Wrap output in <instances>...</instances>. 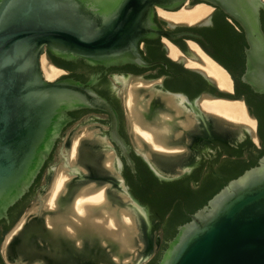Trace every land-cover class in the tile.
Listing matches in <instances>:
<instances>
[{"label": "water", "instance_id": "obj_1", "mask_svg": "<svg viewBox=\"0 0 264 264\" xmlns=\"http://www.w3.org/2000/svg\"><path fill=\"white\" fill-rule=\"evenodd\" d=\"M201 1L219 8L241 26L247 42L246 68L241 80L255 93L264 95V25L260 18L264 0ZM189 2L0 0V218L29 189L63 128L70 122L69 112L90 109L106 113L109 134L105 135L101 130L99 140H86L83 145L97 143L101 144L100 153L113 151L115 170L108 173L114 180L120 175L121 156L107 141L119 148L132 171L136 172L130 146L119 133L118 112L111 102L90 84L73 77L47 80L41 67L42 56L49 53L64 61L81 59L94 65L131 63L152 67L154 63L144 59L140 44L163 34L176 37L159 29L155 22L158 8L177 11L189 7ZM187 56L206 65L195 52H189ZM185 62H188L186 58ZM197 70L210 83H216L202 70ZM218 88L215 95H203L202 99L241 100L231 97L234 86L231 91ZM177 100L182 105L185 102L182 96ZM196 112L200 118L212 120L214 126L227 134H237L233 144L252 135L243 124L241 131L228 130L213 121L223 118L200 109ZM144 147L149 155L138 151L159 179L167 181L188 174V171L167 173L155 158L173 157L174 154ZM56 148L46 171L53 165ZM101 158L105 161V154ZM123 184L126 186L125 181ZM122 193L128 197L127 206L135 213L140 227L144 222L141 216L144 211L139 201L126 187ZM144 217L148 221L146 213ZM158 264H264V156L256 166L229 181L204 207L190 216L189 222L178 228Z\"/></svg>", "mask_w": 264, "mask_h": 264}, {"label": "flooded vegetation", "instance_id": "obj_2", "mask_svg": "<svg viewBox=\"0 0 264 264\" xmlns=\"http://www.w3.org/2000/svg\"><path fill=\"white\" fill-rule=\"evenodd\" d=\"M199 3H202V1L190 0L189 7L196 6ZM260 14L263 24V9H261ZM155 22L160 30L176 37L170 38L163 34L157 38L145 39L140 44L144 59L148 63H154L152 67L138 66L131 63L120 66L94 65L81 59L76 61L61 59H59L61 61H54L48 53L53 64L63 70H70L69 62H84L87 66L79 73V75H83V78L76 80L90 84L98 93L103 92L117 110L120 120L119 133L130 146V156L136 172L132 171L126 159L121 155L119 148L114 143L107 141V144L114 146L121 156L120 175L114 180L112 175L108 173L110 170L105 167L103 158H101L104 153L98 155V152H95L99 151L101 144H84L82 158L77 160L74 163L75 165H71L65 160L64 168L66 172L70 173L74 167L79 170V173L71 175L67 180L65 190L60 193L58 198L57 207L50 209L47 206H40L35 212L27 215V218L31 219L30 222L20 225L18 228L16 227L17 230L13 233L11 240H14V237L22 229H25V235L22 237V234H19V237L15 238L14 247L11 254H9L11 258L18 256V253L22 252L23 246L28 245L32 249L41 247L44 252L43 258L47 264H102V262L110 259L113 260L110 249L112 250L114 245H103L102 236L97 233L96 236L95 232L87 228L78 229L79 231H76L75 235L67 234L63 229L65 225H68L67 222L71 223L68 226L74 225V219L70 215L72 213L71 208L82 188L94 186L93 188L97 190L105 186L108 202L112 207L115 204H118L119 208L121 206L128 207L129 203L127 202H129V199L127 201L123 199L122 189L124 187L139 201L140 207L144 211V214H141L144 222L138 227L141 229L139 235L145 243L146 249L140 255V258L136 259V263L140 260L139 264H158L169 242L178 232L174 236L171 234L173 219L175 213H177L175 206L178 204V198L180 199V205H183V212L191 216L192 213L184 207L186 201L183 194L187 190L196 192L203 189L207 192L208 189H213L224 181L227 161L236 159L235 156H232V150L247 138L252 140L251 136H247L243 141L233 144L237 134H227L214 126L212 120L198 116L197 109L205 111L200 103L203 95H215L219 88L216 83H210L196 68L186 64V56L189 55V52L194 53L190 42L198 44L201 49H204L230 73L233 79L232 85L234 86V95L231 97L241 99L246 103L248 113L256 120L257 126L255 131L259 144L253 140L252 144L257 149L263 147L264 141L260 135V129L264 130V95L255 93L241 80L246 68L245 49L247 47L245 34L241 26L222 10L213 6L212 11L207 16L193 23L168 20L160 16L158 12ZM167 41L175 44L181 50V59L171 56ZM133 77L144 84L139 86L138 89L139 93H143V96L138 94L141 98L148 100L152 95L150 99L151 109H154L155 106H162L163 97H172L175 100L178 99V96L185 98L184 104L179 105L181 109L180 116H177L174 113L175 110H172L175 127L169 140L171 146L177 147L176 150L178 148L181 150H174L175 152L157 150V152L171 153L174 156L164 157L163 159L166 161L163 163L156 161L167 173L174 174L188 171L187 175L167 181L159 179L152 173L142 155L138 154L131 145L129 129L124 116L122 94ZM135 91L137 92V90ZM198 99L200 100L196 103ZM162 108H164V105ZM165 109L170 108L165 107ZM81 110L79 114L82 115L79 119L91 115L92 120H100L105 124L101 130L105 135L109 134V117L106 113L90 109ZM68 117L70 122L63 128L58 140L61 139L66 127L75 122L71 115H68ZM188 118H195L196 121L192 126L184 128L180 121L188 120ZM176 133L179 135L177 136ZM58 140L27 192L15 203L22 201L21 204L19 203L11 210L15 206L14 204L0 218V264H7L1 250V242L5 236L15 226H18L17 223L24 215L25 210L35 199L43 203V198L39 194L47 192V185L53 170L50 169L46 173V169L52 161ZM134 157H138L139 160ZM183 179H186L185 184L179 185L177 182ZM154 180L155 182H153ZM124 181L126 186L123 184ZM50 193L48 192V196ZM172 202L173 206L170 205ZM160 210L168 211L163 217ZM145 213L148 221L145 220ZM49 216L53 218L59 216L60 221L53 222L52 226H49L46 220ZM61 221L64 224L66 223L63 227ZM180 226L177 225L175 228L178 230ZM107 247L110 249H107ZM102 251L106 252L105 255H101ZM17 263L20 264L21 262L17 260Z\"/></svg>", "mask_w": 264, "mask_h": 264}, {"label": "bare ground", "instance_id": "obj_3", "mask_svg": "<svg viewBox=\"0 0 264 264\" xmlns=\"http://www.w3.org/2000/svg\"><path fill=\"white\" fill-rule=\"evenodd\" d=\"M210 9H212V6L205 3H199L190 8H186L184 6L177 11H168L158 8V14L168 20L193 23L207 16ZM167 42L170 46L171 56L178 59L182 58L181 50L170 41ZM190 44L194 52L204 61L206 65L186 57L188 61L187 65L200 69L206 75L212 77L221 89L231 91L233 82L226 69L209 56L203 49H201L198 44L195 42H190ZM43 57L44 56H42L41 59L42 61ZM43 69L45 73L44 76L47 80H54L65 72L56 65H50L48 68L44 65ZM151 97L152 95L148 100H145L144 98L139 97L135 90L131 94L132 101L130 103L129 117L134 125V129L136 131L135 133L137 134L135 137L137 136L136 138L140 144V149L142 150L144 146H148L153 151H174L177 147L171 146L169 144V140L175 127L173 115L174 113H181V109L179 108L181 103L172 97H163L162 103L164 108H162V105L160 107L155 106L154 109H151ZM165 107L170 109H165ZM202 108L205 111L213 113L224 119L245 124L248 127V130H251L252 132L256 129V120L248 113L247 107L242 100H226L206 97L202 100ZM172 110H175V112L173 113ZM195 121V118H190L180 122L184 128H187L192 126ZM139 133L142 134L139 136ZM92 135L93 134H89L88 137H91ZM77 142L79 141L77 140ZM74 145L72 155L75 157L78 145L77 143ZM144 154L149 155L148 152ZM113 157L114 155L109 153L104 161L105 167L110 171L115 170ZM74 163L75 162L71 165H75ZM76 173H79V170L73 167L70 173L66 172V176L70 178L71 175ZM54 185V192H52L53 194L51 193L52 199L48 202L49 207L57 206V195L59 192H62L66 185L64 175L60 176ZM93 187L80 191L76 196L73 207L71 208L72 213L70 214L72 216L71 218L74 219V225L68 226L71 224L70 222H67L68 225H65L66 223L64 224L61 221L63 223L62 227L65 225L63 228L64 231H66L67 234L69 233L70 235H75L76 231L87 228L88 230L95 232L96 236L98 234L103 237V245L118 246L119 250L121 249L126 251V249L133 246L134 238L137 237L139 233L135 213L132 209L117 208V205H115L116 207H112L108 202L105 186L102 187V189H98V191H95ZM123 199L127 201L128 197L124 195ZM46 220L50 226L53 222H59L60 217L57 216L52 218L49 216ZM116 259L119 258L116 257Z\"/></svg>", "mask_w": 264, "mask_h": 264}, {"label": "rangeland", "instance_id": "obj_4", "mask_svg": "<svg viewBox=\"0 0 264 264\" xmlns=\"http://www.w3.org/2000/svg\"><path fill=\"white\" fill-rule=\"evenodd\" d=\"M186 8H190V7H186ZM211 11H212V9H210V11L207 13V15ZM43 56H44L43 61L41 60V67H42L43 74L45 75L44 69H43L44 65L48 68V67H50V65H55V64H53V62L49 59V56L47 54H45ZM186 57L188 58V56H186ZM64 71L65 72L62 75L58 76L54 80H57L63 76H69V77L71 76V70L64 69ZM54 80H49V81H54ZM143 85L144 84H141L140 80L133 77L132 80L127 85L126 89L123 91V94H122L125 118H126L127 126L129 129V140H130L131 144L133 145L134 149L136 150V152L138 154H141L138 151V149H140V144L137 141V138H136L137 136L135 137V135H137V134L135 133L136 131H135L134 125H133V123L129 117V114H130V103L132 101L131 100V94L133 93L134 90H137V92H138L139 86H143ZM137 94H139L140 96H143V93L138 92ZM202 100L200 102L201 105H202ZM175 114L177 116H180L179 113H175ZM188 119H190V118H188ZM224 120H226L228 122H226ZM224 120H213V121L218 123L219 125L223 126L224 128L228 129V130L241 131L243 129L242 123H236V122H233V121H230L227 119H224ZM104 125L105 124H103V123L92 120L91 115H86L83 118L79 119L78 121L71 123L70 125H68L66 127L64 134L62 135V137H61V139L57 145L53 165L46 171V173H47L50 169L53 170V172H51V178H50L48 185H47L48 186L47 192H45L43 194H39V196L41 198H43V203H41L37 199H35L30 204V206H28V208L25 210L24 215L20 218L19 222L17 223L18 226H15L12 229V231L9 234H7L4 238V241L2 244V255H3L4 260L7 262V264H18L17 260H18V262L19 261L21 262L20 264H42V263L47 264V262L43 258L44 252L41 249V247H39V248L35 247L34 249H32L28 245L23 246L22 252L18 253V256L11 258L9 254H11L12 248L14 247L13 243L15 241V238H18L19 234L20 235L22 234V237H23L25 235V233H24L25 229H22V231H20V233H18V235L16 237H14V240H11L12 235L14 232H16L17 228L20 225H23V224L31 221V219L27 218V215L31 212H35V210L38 209L40 206H42V207L47 206L50 209H55L57 207V206L56 207L55 206L49 207L48 204L46 205V203L50 202L49 200L52 199L51 195L53 194L52 192H54V189H55L54 184H56L57 179L60 176L64 175V180L67 182V180L69 178L66 176V171L64 168L65 167L64 166L65 160H67V162L69 164H72L73 162H77V160L81 159L82 153L84 151L83 150V142H86V140H94V141L99 140V138H100L99 133L101 132V128ZM243 126H246V125L243 124ZM246 128H248V127L246 126ZM256 128H257V126H256ZM89 134H93V135L91 137H88ZM141 134L142 133H139V136ZM251 137H252L253 141H255V142H257V144H259L257 137H256V131H254V134L252 132ZM77 140L79 142H77ZM76 143L78 146H77L76 156L74 157L72 154H73V150H74V146H75L74 144H76ZM179 150H181V149L178 148V150H175V151H179ZM142 151L147 153V150L145 148H142ZM155 151H157V150H155ZM175 151H172V152H175ZM95 152H98V155L100 154L99 151H95ZM109 153L113 154V151H109V152H106L104 154H105V156H107ZM155 159L162 162V163L166 161L165 159L158 157V156ZM89 187H91V186H88L86 188H82L81 191L86 190ZM99 189H102V187ZM63 190H65V187L63 188ZM95 191H98V189ZM48 192H51L52 194L50 193L48 196ZM60 193L61 192L58 193L56 200H58ZM57 204H58V201H57ZM115 205H118V204H115ZM72 207H73V205H72ZM117 208H119V206ZM121 208L122 209H131L129 206L128 207L121 206ZM138 230H139L138 232L140 233L141 229L138 228ZM139 233H138L137 237L134 238L133 246L130 247L129 249H126V251L121 250V249L119 250L118 246H114L112 248V250L109 247H107V249H110L111 255H112V258L114 261L110 259L106 262H102V264L103 263H105V264H135V262L138 260L137 258H139L140 255L145 250V243L142 241ZM123 251H124V253H123ZM105 253H106L105 251H102L101 255H105ZM116 257H118L119 259H116Z\"/></svg>", "mask_w": 264, "mask_h": 264}, {"label": "trees", "instance_id": "obj_5", "mask_svg": "<svg viewBox=\"0 0 264 264\" xmlns=\"http://www.w3.org/2000/svg\"><path fill=\"white\" fill-rule=\"evenodd\" d=\"M263 24H264V15H263ZM50 58L54 61H61L57 58H54L49 54ZM71 75L75 79L83 78V75H79L82 70H84L87 66L84 64V62L75 63V62H69ZM101 95L106 97V95L101 92ZM107 98V97H106ZM80 110H75L72 112H69V115H71L74 119V121L78 120L82 114H79ZM260 135L264 141V130L260 129ZM232 156H235V160H228L227 161V169L225 172L224 181H222L220 184L216 185L213 189H208L209 191L205 192V190L201 189L198 191H188L184 193V199L185 204L184 207L194 214L196 211L204 207L208 201L216 194L218 193L227 183L240 175H242L246 170L256 166L258 164V161L261 157L264 156V145L261 147V149H257L256 146L252 144V140L250 138H247L245 141L241 142L236 148L232 150ZM137 160H139L138 157H134ZM132 176V174H131ZM186 179L180 180L177 183L179 185L185 184ZM155 182V180L153 181ZM22 201L18 202L11 208V210L16 207L19 203L21 204ZM180 199L178 198V204H176L175 208L177 210V213H175L174 216V223L172 227V236L176 234L178 231L175 227L177 225H183L190 221V216H188L186 213L183 212V205H180ZM170 205L173 206V202L170 203ZM10 210V211H11ZM168 210H160L163 217L167 213Z\"/></svg>", "mask_w": 264, "mask_h": 264}]
</instances>
